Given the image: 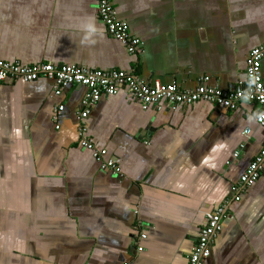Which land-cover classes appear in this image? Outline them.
I'll return each instance as SVG.
<instances>
[{
    "label": "crops",
    "instance_id": "obj_1",
    "mask_svg": "<svg viewBox=\"0 0 264 264\" xmlns=\"http://www.w3.org/2000/svg\"><path fill=\"white\" fill-rule=\"evenodd\" d=\"M97 2L0 0V60L125 71L182 90L208 77L235 90L264 44V0H114L141 42L131 55L106 32ZM260 72L264 82V60ZM86 94L70 86L55 96L43 78L0 82V264H187L205 215L232 198L264 146L258 106L143 108L125 89L102 97L86 133L114 175L79 147ZM210 249L204 264H264V167L229 204Z\"/></svg>",
    "mask_w": 264,
    "mask_h": 264
},
{
    "label": "built area",
    "instance_id": "obj_2",
    "mask_svg": "<svg viewBox=\"0 0 264 264\" xmlns=\"http://www.w3.org/2000/svg\"><path fill=\"white\" fill-rule=\"evenodd\" d=\"M97 14L108 35L123 44L131 55L141 53V42L129 31L126 22L118 19L114 8V0H98ZM264 60V44L252 49L246 60V78L235 90H223L217 86H209L208 77H201L192 90H182L174 84L153 85L139 80L130 72L118 70H99L82 66L54 65L51 63L24 66L19 62L0 60V82L23 81L31 83L40 78L47 79L54 84V95L59 96L63 89L70 86L83 87L87 94L81 100V111L78 113V144L82 150L91 153L100 171L119 175L120 170L113 160L106 159V150L96 146L86 133V118L91 108L102 98L116 95L121 89L127 90L131 100L139 103L143 108L157 107L162 104L172 108L188 107L197 102L213 104L219 109L234 111L242 102H249L258 106L255 121L264 126V82L261 78V62ZM63 111V106H57L53 112L52 121L57 122ZM249 131L245 130L247 134ZM237 157V154L234 155ZM264 167V146L259 154L248 165L245 172L231 187L232 198L225 200L215 210L205 215V223L199 230L194 241L187 264H204L210 256L213 240L222 230L223 221L231 202L240 200L241 195L260 178ZM140 238H144L140 235ZM142 248H138L141 251Z\"/></svg>",
    "mask_w": 264,
    "mask_h": 264
}]
</instances>
